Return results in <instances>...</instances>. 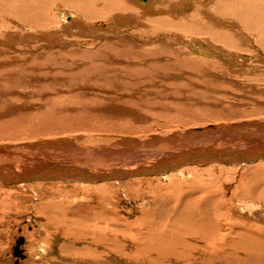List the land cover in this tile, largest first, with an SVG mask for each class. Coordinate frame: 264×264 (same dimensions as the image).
Segmentation results:
<instances>
[{
	"label": "rangeland",
	"instance_id": "1",
	"mask_svg": "<svg viewBox=\"0 0 264 264\" xmlns=\"http://www.w3.org/2000/svg\"><path fill=\"white\" fill-rule=\"evenodd\" d=\"M9 1L10 0H0V6L1 7L3 6L5 8L4 10L5 12L0 11L1 12L0 13V23H1L0 24V35H2L0 37L1 38L0 42H2V44L0 43V45H2L0 46V54H2L3 52V54L0 55V67L2 68L4 67L3 69L0 68V91H1L0 96L2 97L3 95V98L6 96L4 98L5 99L4 101L0 97V100H1L0 102V110H1L0 111V148H5L6 150L8 149L9 151L10 150L11 151L10 153L0 152V165H1L0 167H3V164L5 165L6 163L8 164L12 163L10 167L14 165L16 169H30V167L32 166L37 167L38 163H40V161L43 159L56 158L58 161H60L59 163L60 165H62L61 163L63 162L67 166H74L76 163H79L80 165L82 164L86 166L85 168L88 169L89 171H92L95 168L97 172H99L98 170L106 171L107 169L110 171H116V170L125 171L126 168H130L129 166H132L135 163L137 164L139 161L140 162L137 165L150 159L149 158L150 156H148V159H147L146 158L147 156L143 154L145 153L151 154V152L148 150L152 149L153 147L159 148L163 146L166 143V141L170 139L167 136L171 135V133L176 132L180 134L186 130H192V129L203 127V126L208 127L210 125L215 126L216 124H220L222 122L223 123H229L230 121H231L230 123H232L233 121L240 122L241 119H242L241 122L252 121V120H258L260 122L261 121L264 122V115H263L264 114V91H263L264 90V75H263L264 74V67H263L264 61H260L261 64L259 60H257L258 64L257 62L254 63L255 66L257 65V67L258 66L260 67L259 69H261L262 71L261 73H262L263 79H261L262 77L257 80L252 79V77L248 76L246 73L248 72V70L241 69L243 67L241 65L240 66L237 65L238 63L236 64L227 63V65L224 66V65H220L218 62H216V60L214 61L218 63L217 64L218 66L214 67L215 71L222 74L223 72H227L231 70L232 72L231 76L233 80L228 79L229 77H226V75L229 76L228 74L225 75V78L223 75L220 76V74L218 73L214 74L216 76H213L212 75L213 73H211L212 75L211 76L210 73L207 71L208 67H206L205 64L204 65L201 64V62H203L204 60L202 57L207 56V55H209V57L214 56V54H212L210 50L205 52L204 54H201V52L203 53L202 48L197 47L198 50H196L195 46H193L195 49L192 47V49L194 50L193 52L194 54H192L193 50H191V48H188L186 44L185 45L187 48L185 47V45H183L179 41H173V40H177V38H184V42L189 44L190 42L188 43L185 40L197 39V41L199 40L201 41V43L209 41L211 42V44L217 45V42L212 40L210 36H208V34L205 33L206 30L204 26H203L204 28L199 26L198 30H195L197 28V27L195 28V26L193 27L194 30L188 29L191 27V25L190 27L186 26L187 29L185 27L175 29L172 32L173 38L171 39L173 40L168 39L171 44L170 45L171 47L168 46L167 43H164V42H167L166 41L167 38L164 39V33H166V31L161 30L162 32L160 31L158 34L157 33L154 34L153 39H149L150 35L148 38L147 36L142 35L141 32L139 31V30H143V27L149 28V25L144 23L145 25L143 24V27L140 25L139 28H136L138 23H136L135 20L130 22L124 19L125 16H136L137 13L142 10V8L138 7L137 5L140 2H137L136 0H134L133 2V3H136V7H137L136 10H129L128 12L126 11L122 12L121 11L122 9H120L121 13H116V14L114 13L115 14L114 19H116V21H112L113 15L110 17L111 19L109 18L110 14H108V17L106 20L104 19L105 21H102L103 20L101 19L102 17L100 18V21H95V22L90 21V23L93 25L97 23V25L101 24L100 26H105L107 24L109 25V27L118 28L119 26H121L122 28L119 27V32L126 31L125 32L126 34L124 33L118 36L122 38L120 40H123V38L125 39V36L128 35L131 37L133 36L135 40L137 41V43L140 41L139 44H141V48L140 46H138L139 48L137 49V47L136 48L133 47V45L131 44L133 43V41L132 40L130 41V39L128 41H124L125 42L124 44L129 43L130 45H124V46L122 45L123 41H120V40H117L115 42L118 44L113 43V41L112 43L111 41L110 42L103 41L106 45L108 44V46H106L102 44L103 42L101 43L104 47H106L105 52H110L111 49H114L112 53H117L118 50H121V47H124V49L122 48L124 54H134L135 53L134 55H137L136 54L137 52L139 54L142 52L144 53L147 52L146 47L151 41L150 45L148 46V49H149L148 51H151L152 49H153L152 52L155 49L161 50V48L162 47L164 48L165 46L164 49L162 48V54H164V56H167L168 53L170 54V50L174 49L172 47H175V45L180 43L181 45H177L176 46L177 48L176 47L175 48L179 49L178 47L181 46L180 50L182 52L184 51L185 53L183 54V56H181L180 61L178 59L179 63L177 59L175 60L173 57H170V59L172 58L171 60H174V61H170L169 59V64H170L169 67H172V68L167 67L168 69L164 65V64H167L165 61L167 58H164V61H162V58H161L159 61V59H156V57H160V56L149 57L153 59L150 60L151 61L150 63L149 61H147V63L149 64H147L146 67L151 72V75L153 73V76H152L153 79H151V81H156L157 87L156 86L151 87L150 85L149 86L142 85L145 82H149V77H150L149 75L146 76L147 78L142 77L141 81H143L144 79L145 80L147 79L146 81L144 80L142 83H140L141 81L138 82L139 80H134L133 82L134 84H133L132 80L127 78L129 80L128 81L126 79L127 77L126 73L124 72L118 73L116 71L115 73H118V75L117 77L112 78L113 81H115L117 78L118 80L123 79V81L116 80L117 82L116 81L115 82H105L106 80H101L102 78H104V76L97 77L98 81L91 82L92 90L91 88L88 90H85L86 93L89 95L88 98H86L87 97L86 95H83L80 93V87L78 86V84L82 86L85 83V81L84 80L80 81L79 79L77 81L75 80L76 82H74L71 79V78H74L72 75H74V73L77 72L78 70L77 67L75 68L76 70H72L71 68H65V65H63L64 67H62L63 62H61L60 65H58L57 56H55V54L51 55V53L55 51H59V49L54 48L55 50L54 49L49 50L50 48H47L46 47L47 45L54 47L56 46V44L53 42H48V38H46L44 34L49 32V30L53 31V28H55L57 31L62 30L64 24L68 23L66 21L65 23L63 21L60 22V16L58 15L60 11L70 13L67 15V17H69L71 13L74 12L75 8L87 10L89 8L88 3L84 0H82L83 2L82 1L80 2V0H73V1L69 0L68 3L72 2V5H69L67 3H65L64 5L62 3L63 1L62 0L57 3L56 2L52 3L53 7L51 8V6L49 5V0L47 1L46 4H42L40 6H35L37 3H39V1L36 2L37 0L31 1V3H27V2H30V0L28 1L23 0L22 2H24V4L21 2H20L21 4L19 2H16L17 0L16 1L11 0V3L8 4ZM95 1L97 3L98 0H95ZM103 1L106 3L107 6H108V2L112 5L115 4V6L118 4V0H116L117 3L113 0H99L100 7L97 6V9L98 7L101 9L105 8L104 7L105 4L103 3ZM34 2L36 4H33ZM76 2H78V4ZM3 3L8 4L11 7L13 6L14 8H10V11H6L9 6H6ZM13 3L15 6L13 5ZM80 3L82 6L79 5ZM19 5H21L20 7L22 9H20L19 7V8H16V10H13L15 9V7H18ZM24 5L26 6L30 5L28 7L29 8L28 11ZM31 6H34V8L33 7L31 8ZM93 6L94 5H90L91 8ZM70 7H72V9H70ZM82 7H85V8H82ZM17 9L23 10L22 12L19 11L20 16H18L19 12ZM33 9H36L38 11L36 10L34 11ZM32 10L36 14H34ZM47 10L49 11V13L47 12ZM24 11L26 13L22 15ZM29 11H31V13H29ZM193 11L194 10L192 11L190 10L189 12L186 13V15H190L191 13H193ZM10 12L11 14L16 13L14 15H17L16 17H19V18H16L14 15H11ZM168 12H169L168 16L170 17H168L167 15H165V13H163L162 17L157 16V19H160V18L161 19L166 18V20L171 19L172 13L169 11V9H168ZM126 13L127 15H124ZM26 15H29V16L35 15L33 17L31 16L30 18L31 23L26 24L27 21L25 19L28 18V21H29V17H27ZM44 15L46 16L48 15V16L44 18ZM11 16H13V18ZM37 17L43 20L42 23L45 24L44 28L42 27L43 24L39 23L40 21H38ZM150 17L153 18L152 15ZM32 18L35 20H33ZM51 18H53L54 22L50 20ZM4 19L9 20V21H6ZM23 20H25L26 22H22ZM97 20H99V18ZM17 21L18 23L19 22L21 23L18 24ZM2 22H7V23L4 24ZM49 23H51L52 26ZM2 24L5 25V27H3ZM7 24H9V26ZM124 26H126L127 28H125ZM133 26L135 28L134 29L132 28V30H135L136 34H134L135 33L134 31L130 30L131 29L130 27H133ZM37 27L38 28L41 27V29L39 30ZM224 27H222V29L220 28V30H215V31L221 33V31L225 29ZM11 30L14 32H12ZM16 30L17 31L19 30V31L17 32ZM41 30H44V31H41ZM36 31L39 34H35L37 33ZM128 31L130 32L129 34H128ZM245 32L248 33L247 31ZM12 33L15 35L10 36L12 35ZM25 33H28L29 36ZM40 33H43V34L41 35ZM70 33L71 35L68 33L66 37H68L72 41L71 38L74 39L75 36L73 35H76V34H74L75 32H70ZM20 34L23 37L25 36L30 37V38L33 37V39H29L25 37L26 39L22 40L24 38L21 37ZM136 35H138L137 36L138 38L136 37ZM245 35L248 36L249 39L250 38L253 39V37H250L248 34H245ZM9 36L10 37L16 36L14 38H11L13 39V41L8 39L11 41V43L10 41L6 39V38H10ZM87 38L90 39L89 35L87 36ZM158 38H161V41L164 39V42H159L160 39ZM225 38L228 39L227 36H225ZM27 39H29V41H27ZM93 39L94 38H91V40ZM60 40H63V38H59L58 41ZM105 40H109V39H105ZM229 40L230 39H228L227 41V43L229 42L228 44H230ZM47 42L50 44H48ZM223 42H226V41L223 40ZM241 44L243 48L246 49L247 51L245 50L243 53H241V51H243V48H239V47H242L240 46ZM243 44L244 43H240L239 45H236L237 46L236 48L227 46V47H230V49L227 47H226L227 49L225 48L227 51H229L227 53L228 55L226 53H224V55H222L223 53H220L219 55H221L220 57H222L220 59H222V61L224 60L223 62H230L231 60L234 62H237V60L239 59L235 55H238L239 58L241 57L246 58V57H251V56L252 58H254L255 55L257 56V54L263 57V58L259 57L258 59H262V60L264 59V56L262 53L264 52L263 51L264 46L263 47L262 45L257 46L255 42H254L255 47L253 46V44L250 45V42L248 44L247 42H245V44H247V47L245 46V44L244 45ZM88 45L89 44H84L82 46L83 49H81L79 53L78 51H73V54L76 55L75 58L79 56L81 57L82 52H85L84 57L88 56L86 58H90L91 55L92 56L94 55L93 54L94 51L97 52L98 45L97 47H95V45H90V46L95 47L94 49L93 47L91 48ZM102 45H99V47H102ZM182 45L184 46V48ZM219 45L223 46V43L218 44V46ZM127 46H128V49H125V47L127 48ZM150 46H151V49L149 48ZM158 46H160V48ZM45 47L47 49H45ZM76 47L74 49H79V47L77 48ZM87 47L89 48V51ZM131 47L133 50L131 49ZM248 47H250V49L253 51L254 54L251 53ZM260 47H262L261 51H260L261 49ZM232 48L234 50H232ZM90 49H93L92 53H90L91 52ZM106 49H108L109 51H107ZM258 51L259 53L255 54V52H258ZM64 52H66V54H69V53L72 54L71 49L66 50ZM165 52H168V53L166 54ZM216 53L218 54L219 52H216ZM230 54H234L235 57L230 56ZM245 54L247 56H245ZM190 55L193 57H191ZM92 56H91V59H92L93 64L91 63V68L93 67L95 72L101 71V69L106 70L105 69L106 67L102 66L100 62H98V65H97V63L95 62L96 59ZM225 56H226V59H225ZM228 56L229 58H227ZM175 57H180V56H175ZM216 57L217 56H215V58ZM230 57H232L231 60H230ZM53 60L54 62H52ZM152 61L155 63H153ZM72 62L73 61H71V55H68V57H66L65 64H70ZM174 62L177 63V65H175ZM180 62H182L181 66H179ZM77 63L81 64L82 62L79 60L77 61ZM151 63L153 64V66ZM156 63H158L159 65H157ZM52 64L56 67H54ZM228 67H230L231 69H228ZM233 67H235L236 69L238 68V70H233L235 69ZM165 68L167 69V71L164 70ZM173 69L175 70L174 72H173ZM115 70L116 69L114 68V71ZM121 70H122V66H121ZM136 70H139V69L129 70V71L137 72ZM58 71H60V73ZM207 72L209 74H207ZM170 73L172 75H174L175 73L176 74L182 73L181 75L183 78L181 77V79L182 80L187 79V80H183L184 82L180 78L179 80H177L178 78L176 76H172ZM56 74L59 76L58 78L52 76V75L56 76ZM244 74L246 75V77L247 76L248 78L250 77L249 79H247L248 82L246 81V77L244 76ZM43 76H45V80L43 79ZM169 76L170 77L172 76V77L170 78ZM193 76L194 77L197 76L199 78H194ZM26 77L29 79H27ZM134 77L140 78V76L138 75H135ZM175 77L177 79H175ZM191 77H193V79L195 80L194 81L195 83L193 82V79ZM34 78H36L37 80ZM59 78H64L63 79L64 81L62 80L61 82H57V79ZM205 78H207V80ZM210 78H214L213 81ZM3 79H8V80L10 79V81L3 80ZM47 79L51 81H48ZM158 79H160L159 82L160 81L162 82L163 80V83L166 85L163 84L161 86L162 83L158 84ZM167 79H169L170 81ZM171 79H175L178 82L175 80H171ZM199 79L201 81H199ZM239 79H241V81ZM34 80L36 81L34 82ZM253 80H256V81L253 82ZM258 80L259 82H257ZM135 81L138 82V85L136 86L135 84L137 83ZM173 81L176 83H174ZM250 81H252L253 83ZM8 82L11 84H8ZM52 82L54 83L52 84ZM128 82L130 85L128 84ZM186 82H187V85H186ZM196 82L199 84H197ZM13 83L14 85L16 84L15 85L16 87L13 86ZM57 83H59V85ZM112 83H114L118 89ZM202 83L204 85H202ZM215 83H217V85H215ZM126 84L128 85V89H127L128 94L135 93V96H136V98L129 99L130 102H128L127 104L128 105L130 104V107L128 109H125V108H119V105H116L115 107H112L114 108L115 111H108L106 109H103L104 108L103 105L105 104L111 103V105L114 106L117 103L116 101H114V99L117 100L121 96V94L118 91H116L117 93L111 92L110 89L107 87H111L113 85L114 89L116 88L117 90H119L121 88L126 87ZM230 84L232 87L230 86ZM232 84H234L235 86ZM26 85L28 87H26ZM55 85L58 88L55 87ZM61 85H63L62 88H61ZM73 85H76V86H73ZM196 85H198V87ZM211 85L212 86L214 85L215 88L214 86L211 87ZM2 86L4 87L2 88ZM46 86L48 87V89ZM65 86L67 87L70 86V88H67ZM88 86L89 85H87L86 83L84 87H88ZM158 86H160L161 88ZM252 86H255V88L254 87L252 88ZM40 87L41 89H39ZM153 87H155L156 89ZM243 87L244 88L246 87L245 89L247 90H245ZM52 88H54L56 91ZM250 88L252 89V91ZM145 89L147 90V93H145L146 92ZM160 90L162 91L160 92ZM3 91L5 92L3 93ZM37 91L39 92L38 94H37ZM41 91L42 92L44 91V92L42 93ZM51 91L53 93H51ZM91 91L96 92V93H92ZM56 93L57 94L59 93L60 95H57ZM251 93L253 94V96ZM10 94H13L14 96ZM244 94H247V95H244ZM50 95L51 97H49ZM79 95H81V97H83L84 100ZM143 95H145L144 98H143ZM114 96L115 97L117 96V97L115 98ZM41 97L43 98L45 97V98L43 99ZM138 97L140 99H137ZM128 98H129L128 96L125 97V99H128ZM108 99L109 100L113 99L114 102H112V100L109 101ZM2 101L5 103H3ZM30 101H34V102H30ZM47 101L49 102L47 103ZM10 102L14 103L15 105L11 104ZM44 103H46L47 105ZM66 107L69 109L67 110ZM118 108H119V111H118ZM101 109H103V111L101 112L103 114L99 112L101 111ZM96 110H99V111H96ZM104 110L106 111L105 112L106 115L104 114ZM228 110H233V111L228 112ZM224 111L226 113H224ZM98 112L100 116L99 114L97 116ZM232 113L234 114V116ZM250 114L251 116H249ZM237 115L240 116L241 118H239ZM242 116H245V117H242ZM234 117L237 120H235ZM238 118L240 120H238ZM132 126H134L136 129L133 128ZM245 129L247 130L249 135H251L255 140L262 141L258 138V136L261 133H264V129L258 128L253 125H249ZM120 132H124V133H120ZM130 132L131 134L135 133L133 134L134 136L131 135ZM125 134L126 135L128 134L127 136H131V139L132 137L137 138L138 140L144 139L146 143L141 144V143L136 142L133 139L132 141L130 139L129 141L127 140L125 142H120L119 141L120 139L126 137L124 136ZM209 135H211V133ZM157 137L162 138L160 139L161 141H157L156 140ZM233 138L235 139L234 136ZM228 139L231 140V138H228ZM240 139H241V142L244 143V144L242 143L241 145L250 144V146L256 147V142L253 139L250 141V143H248V141H246L245 139L244 141L243 138H240ZM263 140H264V137H263ZM44 141H47V142L43 143ZM130 141L133 143H131ZM127 142L131 143V144L128 143V146L130 145L133 148L136 146L135 149L132 151L129 150V152H126V150L128 149L124 150L125 148L124 145ZM30 143H32L31 145H35V146L30 147L29 145H27ZM33 143H37V144H33ZM70 143H73V145ZM183 144L184 143H182V146ZM188 145L191 146L192 143ZM188 145L183 146V147H187ZM20 146L24 148H21ZM31 149L33 151H31ZM44 150L48 151V153L52 152L51 153L52 155H53V152L55 151L57 153L54 154L53 156L50 154L51 155L50 157V155L47 152H44ZM14 151H19V152H14ZM101 152L102 154H100ZM33 153L36 156L35 161H34V158L33 159L30 158L34 156ZM46 153L48 155H46ZM26 155L27 157L29 156L30 160H27L29 158H25ZM140 155L142 157H140ZM173 156L174 155L167 156L166 158L173 157ZM18 157L21 159H19ZM130 157L134 159L132 160ZM143 157L146 159L143 160L144 159ZM15 159L16 160L18 159L19 161L22 160V163L17 164L15 161H13ZM8 160H11V161H8ZM101 160H104V161H101ZM109 160L111 162H108ZM74 161H77V162H74ZM49 162H52V160H50ZM28 163L29 165H27ZM263 165L262 163H259L254 166L252 165L253 167L245 166L242 168L238 166H234V167H230V166L222 167L221 166L220 169L217 167H214L212 168V170L214 171L216 170L214 176L212 174V170L209 167L208 168L199 167L197 169L192 168L191 170H189V171H193L195 174V177L191 179L199 177L197 179H200V180L202 179L207 182L209 181L211 182L214 180V185L212 184V188L213 186L214 188L213 189L211 188V191L213 192L216 187V190H215L216 193L213 192V196H212L215 199L211 197V199L213 200L208 205L209 209L212 211L214 209H217L220 212L230 214L229 216L228 215L226 216L231 219L232 224L234 222V224L232 225L234 226L233 232H235L234 230L236 228H244L242 229V233L245 234V237L242 236L241 239L238 241V243L244 242V246L241 247V249L239 248V246H236V248L240 249V252L238 253V255L230 253L233 251V248H230L232 251L228 249L227 252L228 254L230 253L229 257L223 255V253L221 252L214 253L212 252L210 248L207 249L205 247V243L200 242L198 239L200 238V235L203 236L202 230L191 231L189 229V228H192L191 223H189L188 226L184 227L185 230L186 229L189 230L190 234H186L183 232L182 235H179V230H182V229L184 230V228L176 224L173 221L175 215L179 213V209L177 207L172 208V204L174 205L178 201V199H180V197L178 196L177 198L175 197L170 198V196L163 194V193H166L165 190L162 191V189L164 188H159V187L152 185L153 181H155L154 182L155 184L158 182V180H161V179L155 180V179H150V178L144 179V178L136 177V178H132V180H129L130 178L126 179V181L124 180L123 182L122 181L120 182L111 181V182H106L104 184H102L101 182L102 185L96 184V185H91V186L90 185L83 186L79 183L74 184L73 181H67L66 183L68 184H63V183L37 184L36 183V184H27L25 186H17V187L13 184H9L6 182H4L6 184L0 183V264H264V241H263L264 240V194H263L264 192L262 191L264 189V168H263L264 166ZM98 166L101 168L98 169ZM133 167H136V166H132L131 168ZM5 168H7V166ZM6 170L7 172H9V170L12 171V169H5V171ZM197 170L198 172H196ZM207 171L210 174L206 173ZM102 174L104 173L102 172ZM220 174H222L223 176ZM212 177L213 178L215 177V179H213ZM219 177H221L222 179L221 178L217 179ZM186 179H190V177ZM161 181L166 183L168 180L167 181L161 180ZM82 183H86V182H82ZM197 186H200V184H197V185L191 184V186H189L190 188L186 187L184 189V194H182L181 197L183 196L186 197L187 195L189 196L190 193H192L190 191H193L194 189L197 190ZM198 193H196V195L198 196L194 195L195 198H199L200 194L203 192L199 194ZM221 199L223 203L218 204V201H220ZM105 200L109 203V204L106 203L109 205L108 211L110 213L112 211V213L109 214V212L106 211V214L105 213L104 214L109 215L108 218H102L101 216H99L100 217L99 218L97 212L98 210L102 213L104 212L102 211V209L104 208V205H100V204L105 202ZM257 200H260V202ZM158 204L160 205L164 204L169 209L164 215V219H159L160 218L159 215L156 216L154 213H152V211H150V210H153L155 206ZM192 208L194 209L195 206L192 205L190 209L185 210L184 212H187V213H185L184 215L186 216L196 215L194 213L188 212V210H191ZM209 213L211 212L209 211ZM153 214L155 217H153ZM142 218H144V220H142ZM229 218H223V217L220 218L222 220L221 225L223 226L224 229H225L224 227L225 224H228L229 226L231 224L229 223V220H228ZM95 224L103 225V227L107 228V231H103L104 232L103 233L104 236L102 239L103 243L100 245H96L95 242L99 239L94 240V236L101 237V234H99L98 232L96 233L89 232L90 230L97 228L95 227ZM80 225H85V227L87 226L89 227V229L86 228L82 232L86 234L87 236L84 234H81V231H82L81 229L78 231L79 235L77 234L72 235L74 234L73 232H75L76 230H71L70 232L72 233H68V230L70 228H74L75 226H80ZM155 225H158V226L154 228L153 226ZM256 229H258V231H256ZM227 230L230 231L229 228H227ZM228 231H223V232L227 234ZM131 233H133V235ZM147 233H149V235H147L146 238H142L143 236L145 237V234ZM150 234H157L162 237H169L170 239L180 240V243L176 246V248L174 246H166L161 243H152L151 241H149ZM89 235H91V237ZM209 235H210V238H208L209 241H212L210 239H213L215 236H217L213 230L209 232L208 236ZM212 236L213 238H211ZM20 238H24L25 240L24 244L19 247L20 250L23 251L22 258H20L19 256L18 257L15 256V249L17 247V242ZM233 239H236V238L234 237ZM229 244L231 243L229 242ZM152 247H155L153 248L154 250L152 249ZM230 247H234V245ZM222 252H224V250ZM231 255L239 256V258L235 259L234 256H231Z\"/></svg>",
	"mask_w": 264,
	"mask_h": 264
},
{
	"label": "bare ground",
	"instance_id": "2",
	"mask_svg": "<svg viewBox=\"0 0 264 264\" xmlns=\"http://www.w3.org/2000/svg\"><path fill=\"white\" fill-rule=\"evenodd\" d=\"M16 1V0H15ZM23 0H21V1H19V0H17L16 2H21V3H23L24 4V2H22ZM28 1V0H27ZM31 1H35V0H30V2H27V3H31ZM39 1V3H33V4H36L35 6H40V5H42V4H46L47 3V1L48 0H37L36 2H38ZM59 1H62V0H49V5L51 6V8L53 7L52 6V3H57V2H59ZM73 1V0H72ZM82 0H80V2H81ZM84 1H86L87 3H88V5H89V8L87 9V10H82V9H78V8H75L74 9V12L73 13H71V15L69 16V17H67V15L68 14H70V13H67V12H61L60 11V13L58 14L59 16H60V22L61 21H63L64 23H65V21L66 22H68L67 24H64V26H63V29L62 30H59V31H57L55 28H53V31H51V30H49V32H47V33H45L44 34V36L46 37V38H48V42H53V43H55L56 44V46H54V47H52V46H46L47 48H50L49 50H52V49H54V48H58L59 49V51H55V52H50L51 53V55L53 54H55V56H57V60H58V65H60V63L61 62H63L62 63V67H64L63 65H65V68H71L72 70H76L75 68L77 67V72L76 73H74V75H72L74 78H71L74 82H76L77 80H79L80 79V81L81 80H84L85 81V83L81 86V85H79L78 84V86L80 87V93L81 94H83V95H86L87 97L86 98H88V94L86 93V91L85 90H88V89H90L91 88V90H92V84H91V82H96V81H98V78L97 77H101V76H104V78H102L101 80H106L105 82H115L116 80L117 81H119V80H121V79H119L118 80V78L115 80V81H113V79L112 78H115V77H117V75H118V73L119 72H124V73H126V75H127V77H126V79L127 78H129L130 80H132V83L134 82V80H139L138 82H140L141 80H142V77H144V78H147L146 76L147 75H149L150 77H149V82H145L144 84H142V85H150L151 87L152 86H156L157 87V82L156 81H151V79H153L152 78V76H153V73H152V75H151V72L148 70V68L146 67V65L147 64H149L151 61L150 60H152L153 58H149V57H153V56H160V57H156V59H159V61H160V59L162 58V61H164V58H167L165 61H166V63L167 64H164V62H163V64L166 66V68L168 67V68H172V67H169V59H170V57H173L175 60L177 59V61H178V59H179V61H180V58H181V56H183V54L185 53L184 51L182 52L180 49V47H178L179 49H176L177 47V45H181L180 43H182L183 45H187L188 46V48H191V50H193L192 49V47L193 46H195V48H196V50H198L197 49V47L198 48H202V50H203V53L201 52V54H204L205 52H207V51H211V53L212 54H214V56L213 57H209V55H207V56H204V57H202L204 60H203V62H201V64H205V66L206 67H208V72L210 73V75H211V73H213L212 75L213 76H216V75H214V74H216V73H218V72H216L215 71V66H218L217 64L219 63L220 65H224V66H226L227 65V63H232V64H236V63H238L237 65H241L243 68H241V69H247L248 70V72H246L247 73V75L248 76H251L252 77V79H260L261 77H262V71H261V69H259L260 67L258 66L257 67V65L255 66V64L254 63H256L257 62V64H258V61L257 60H259V62L260 61H264V59L262 60V59H258L259 57H261V58H263L261 55H259V54H257V56L255 55V57L254 58H252V56L251 57H246V58H244V57H241V58H239V56L238 55H235L239 60H237V62H234V61H232L231 60V58L232 57H235L234 56V54H230V56H232V57H230V62H223L222 61V59H220V58H222V57H220L221 55H219L220 53H223L222 55H224V53H228L229 51H227L226 49L227 48H229L230 49V47H227V46H231V47H237L236 45H239L240 43H244L245 44V42H247V44L250 42V45L251 44H253V46H254V42H255V44L257 45V46H261L262 45V47L264 46V0H142V2H141V0H136L137 2H140V3H138L137 5H138V7H140V8H142V10L141 11H139L138 13H137V15L136 16H123L124 17V19L125 20H128V21H130V22H132L133 20H135L136 21V23H138V25L136 26V28H139L140 27V25L143 27V24L144 23H146L147 25H149V28H147V27H143V30H139L140 32H141V34L142 35H144V36H147L148 38H149V35H150V38L149 39H153V37H154V34L155 33H159L161 30H163V31H166V33H164V39H166V41L167 42H164V39L161 41V38H158V39H160V41L159 42H164V43H167V45L168 46H170L171 44H170V42H169V40H173V39H171V38H173V35H172V32L175 30V29H179V28H183V27H185L186 28V26L187 27H190V25H191V27L190 28H188V29H192V30H194L193 29V27L195 26V30H198L199 29V26L200 27H202V28H204L205 27V33L206 34H208V36H210V38L212 39V40H214V41H216L217 42V45L216 44H211V42H204V43H201V41H197V39H193V40H185L186 42H190L189 44H187V43H185L184 42V38H177V40H173V41H179L180 43H178L177 45H175V47H172V48H174V49H171L170 50V54L168 53V52H165L166 54L168 53V55L167 56H164V54H162V48H161V50H159V49H155L153 52H152V50L151 51H148L149 49H148V46L150 45V43H151V41L149 42V44H148V46L146 47L145 45V47L147 48V52H142V53H136L137 55H134V54H124L123 53V50H122V48L124 49V47H121V50H118V52L117 53H112V51L114 50V49H111V51L110 52H105V48L106 47H104L103 45H106L104 42L105 41H108V42H110L111 41V43H112V41H113V43H115L117 40H120V39H122L121 37H118V36H120V35H122V34H124L126 31L125 30H127V29H125L124 31L125 32H119V27H121V26H119L118 28L117 27H109V25L107 24V25H105V26H100V25H97V23L96 24H91L90 23V21H93V22H95V21H100V18L101 19H103L102 21H105L106 19H107V17H108V14H110V16H109V18L113 15V20L112 21H116V19H114V15L116 14V13H121L120 12V9H122L121 11L123 12V11H126V12H128L129 10H136L137 9V7H136V3H133L134 2V0H118V4L115 6V4H110L108 1V6L106 5V3L103 1V3L105 4L104 5V9H101V8H99L100 7V4H99V0L97 1V3H96V1L95 0H84ZM113 1H115L116 3H117V1L116 0H113ZM189 1V2H188ZM12 2H14V1H12ZM69 2V0H63L62 1V3L65 5V3H67V4H69V5H72V2H70V3H68ZM83 2V1H82ZM11 3V0L9 1V3L8 4H10ZM20 3V4H21ZM77 4H78V2H76ZM101 3V2H100ZM111 3H113V2H111ZM3 4H5V3H3ZM8 4H5L6 6H9ZM18 4V3H17ZM32 4V5H33ZM39 4V5H38ZM112 5V6H110V5ZM140 4V5H139ZM13 5H14V3H13ZM60 5V4H59ZM68 5V6H69ZM79 5H81V3L79 4ZM90 5H94L92 8L90 7ZM102 5V4H101ZM5 6V7H6ZM15 6V5H14ZM21 5H19L18 7H15V9H13V10H16V8H19ZM26 8H27V11H28V7L30 6H26V5H24ZM44 6V5H43ZM46 6V5H45ZM82 6V5H81ZM97 6H99L98 7V9H97ZM115 6V7H114ZM34 8V6H31V8ZM101 7H103V6H101ZM0 8L2 9H0V11H3V12H5L4 10H5V8L2 6H0ZM10 8H14L13 6L11 7V6H9L8 7V9L6 10V11H10ZM42 8V7H41ZM82 8H85V7H82ZM109 8V9H108ZM164 8H166V9H164ZM20 9H22L21 7H20ZM20 9H17L18 10V12L20 11V12H22L23 10H20ZM60 9V8H59ZM70 9H72V7H70ZM168 9H169V11L172 13V18L171 19H167L166 20V18L165 19H157V16H160V17H162V14L163 13H165V15H167L168 16V14H169V12H168ZM31 10V9H30ZM34 11L36 10V9H33ZM32 10V11H33ZM50 10V9H49ZM53 10V9H52ZM192 11V10H194L193 11V13H191L190 15H186V13L187 12H189V11ZM26 11V10H25ZM24 11V13L22 14V15H24L26 12ZM34 11H33V13H34ZM36 11H38V10H36ZM70 11V10H69ZM107 11V12H106ZM3 12H2V14H3ZM20 12L18 13V16H20ZM40 12V11H39ZM47 12L49 13V11L47 10ZM131 12V11H130ZM1 13V12H0ZM6 13H8V12H6ZM6 13H4V14H6ZM29 13H31V11H29ZM32 13V14H33ZM115 13V14H114ZM132 13V12H131ZM10 14H11V12H10ZM14 14H16V13H13V14H11V15H14ZM34 14H36V13H34ZM134 14H136V13H134ZM53 15V14H52ZM51 15V16H52ZM124 15H127V13L126 14H124ZM153 16V18H151L150 16ZM8 16H10V15H8ZM7 16V17H8ZM15 17L17 16V15H14ZM27 17H29V21H28V18L27 19H25V20H23L22 22H26V24L27 23H31V16H29V15H26ZM33 16H35V15H33ZM32 16V17H33ZM48 16V15H47ZM46 15H44V18L45 17H47ZM79 16H80V18H79ZM117 16V15H116ZM122 16V15H121ZM121 16H120V18H121ZM154 16H156V17H154ZM12 18H13V16H11ZM10 17V18H11ZM25 17V16H24ZM41 17V16H40ZM103 17H105V18H103ZM122 17V18H123ZM168 17H170V16H168ZM167 17V18H168ZM1 18H3V17H1ZM11 18V19H12ZM16 18H19V17H16ZM38 18V17H37ZM43 18V17H42ZM99 18V20H97ZM120 18H118V19H120ZM159 18V17H158ZM33 19V18H32ZM105 19V20H104ZM111 19V18H110ZM4 20H6V19H4ZM3 20V21H4ZM13 20H15V19H13ZM18 20H20V19H18ZM33 20H35V19H33ZM47 20V19H46ZM45 20V21H46ZM52 22H54L53 21V18H51L50 19ZM84 20H88L87 22L86 21H84ZM2 21V20H1ZM6 21H9V20H6ZM38 21H40L39 23H42L43 22V20H41V19H39L38 18ZM111 21V22H112ZM120 21H122V20H120ZM48 22V21H47ZM50 22V21H49ZM51 22V23H52ZM57 22V21H56ZM119 22V21H118ZM2 23H4V24H6L7 22H2ZM17 23H18V21H17ZM21 22H19L18 24H20ZM51 23H49V24H51ZM115 23H117V22H115ZM1 24V23H0ZM10 24V23H9ZM9 24H7L8 26H9ZM14 24V23H13ZM43 24V23H42ZM41 24V25H42ZM53 24H55V23H53ZM91 24V25H90ZM110 24V23H109ZM3 25V24H2ZM25 25V24H24ZM44 25L45 24H43L42 25V27L44 28ZM120 25H122V24H120ZM125 25V24H124ZM145 25V24H144ZM22 26V25H21ZM28 26H30V25H28ZM32 26V25H31ZM51 26H52V24H51ZM113 26V25H112ZM115 26V25H114ZM204 26V27H203ZM225 26V27H224ZM3 27H5V25H3ZM125 28H127L126 26H124ZM222 27H224L225 29L224 30H222L221 31V33L220 32H216L215 30H220V28L222 29ZM10 28H12V27H10ZM28 28V27H27ZM38 28V27H37ZM51 28V27H50ZM122 28V27H121ZM131 29V31H134L135 32V30H132V28L134 29L135 27L133 26V27H130ZM19 29V28H18ZM22 29V28H21ZM39 30L41 29V27L40 28H38ZM187 29V28H186ZM15 30V29H14ZM26 30V29H25ZM25 30H23V31H25ZM47 30H48V28H47ZM202 30H204V29H202ZM212 30H214V31H212ZM4 31V30H3ZM12 31V30H11ZM17 31V30H16ZM19 31V30H18ZM17 31V32H18ZM41 31H44V30H41ZM137 31V30H136ZM245 31H247L248 33H246ZM12 32H14V31H12ZM37 32V31H36ZM46 32V31H45ZM70 32H75L74 34H76V35H73V36H75L74 37V39L73 38H71L72 39V41L68 38V37H66L67 36V34L69 33L70 35H71V33ZM162 32V31H161ZM8 33V32H7ZM130 32L128 31V34H129ZM132 33V32H131ZM11 34V33H10ZM25 34H27L28 35V33H25ZM24 34V35H25ZM31 34V33H30ZM35 34H39L38 32L37 33H35ZM41 35L43 34V33H40ZM87 34V35H86ZM126 34V33H125ZM134 34H136V32L134 33ZM137 34H139V33H137ZM245 34H248L250 37H253V39H249V37L248 36H246ZM13 35H15V34H13L12 33V35H10V36H13ZM33 35V34H32ZM89 35V37H90V39L89 38H87V36ZM170 35V36H169ZM2 35H0V37H1ZM9 36V37H10ZM17 36V35H16ZM16 36H14V37H16ZM20 36H21V34H20ZM29 36V35H28ZM36 36V35H35ZM138 35H136V37H137ZM140 36V35H139ZM156 36V35H155ZM225 36H227L228 37V39H230L229 41H230V44H228L227 43V41H228V39L227 38H225ZM14 37H10V38H6L7 40L8 39H10L11 41H13V39H11V38H14ZM19 37V36H18ZM17 37V38H18ZM21 37H23V36H21ZM25 37H27V36H25ZM25 37H23L24 39H22V40H25L26 38ZM107 37V38H106ZM3 38V37H2ZM5 38V37H4ZM27 38H29V39H33V37L32 38H30V37H27ZM59 38H63V40H60V41H58L59 40ZM91 38H94L93 40H91ZM109 39V40H105V39ZM138 38V37H137ZM140 38V37H139ZM225 38V39H224ZM1 39V38H0ZM5 39V40H6ZM19 39V38H18ZM21 39V38H20ZM29 39H27V41H29ZM88 39H89V41H88ZM130 39V41L132 40L133 41V43H131L132 45H133V47L134 48H136L137 47V49L139 48L138 46H140V48H141V44H139V42L137 43V41L135 40V38L132 36H125V39L123 38V40H120V41H123V46L124 45H130L128 42V44H124L125 42L124 41H128ZM149 39H148V41H149ZM169 39V40H168ZM224 41H226V42H223V40ZM10 40H8V41H10ZM45 40V39H44ZM47 40V39H46ZM92 42H91V41ZM231 40H232V42H231ZM11 41H10V43H11ZM17 41V40H16ZM32 41V40H31ZM35 41V40H34ZM104 41V42H103ZM129 41V42H130ZM147 41V40H146ZM240 41V42H239ZM242 41V42H241ZM47 42V43H48ZM103 42V43H102ZM135 42V43H134ZM172 42V41H171ZM1 44H2V42H0ZM13 43V42H12ZM26 43V42H25ZM81 43H83V44H81ZM103 45H102V44ZM163 43V44H164ZM175 43V42H174ZM173 43V44H174ZM223 43V46L222 45H219L218 46V44H222ZM27 44V43H26ZM48 44H50V43H48ZM54 44V45H55ZM84 44H89L88 46H90V45H95V47H97V45H98V49H97V52L96 51H94V55L92 56V57H94L96 60H95V62L97 63V65H98V62H100V64L102 65V66H104V67H106L105 69L106 70H104V69H101V71H96L95 72V70L93 69V67L91 68V63H92V59H91V56H90V58H86V57H88V56H85L84 57V53L85 52H82V56L80 57H76L75 58V54H73V51H78V53H79V51H81V49H83V45ZM115 44H118V43H115ZM153 44V43H152ZM243 44V45H244ZM247 44H245V46L247 47ZM23 45V44H22ZM31 45V44H30ZM99 45H102V47H99ZM131 45V46H132ZM143 45V44H142ZM159 45V44H158ZM161 45V44H160ZM182 45V46H183ZM186 45H185V47H186ZM224 45H226V46H224ZM0 46H2V45H0ZM79 47V49H74L75 47ZM106 46H108V44L106 45ZM112 46H114V45H112ZM121 46V45H120ZM240 46H242V44L240 45ZM45 47V49H47ZM76 47V48H77ZM86 47V46H85ZM91 48L93 47V46H90ZM95 47H93V49L95 48ZM143 47V46H142ZM155 47V46H154ZM157 47V46H156ZM159 48H160V46H158ZM171 47V46H170ZM227 47V48H226ZM239 47V46H238ZM255 47V46H254ZM262 47H260L261 49H260V51L262 50ZM88 48V47H87ZM104 48V49H103ZM118 48H119V46H118ZM144 48V47H143ZM145 48V49H146ZM150 49H151V46L149 47ZM164 48H165V46H164ZM163 48V49H164ZM183 48H184V46H183ZM187 48V47H186ZM194 48V47H193ZM194 48V49H195ZM226 48V49H225ZM239 48H243V46L242 47H239ZM249 49H250V47H248ZM258 48V47H257ZM43 49V48H42ZM69 49H71V51H72V54L71 53H69V54H66V52H64V51H66V50H69ZM86 49V48H85ZM93 49H90L91 50V52L90 53H92V50ZM125 49H128V46H127V48L125 47ZM131 49H132V47H131ZM136 49V50H137ZM238 49V48H237ZM248 49V50H249ZM264 49V48H263ZM48 50V51H49ZM55 50V49H54ZM53 50V51H54ZM96 50V49H95ZM107 51H109L108 49H106ZM130 50V49H129ZM133 50V49H132ZM166 50V49H165ZM190 50V49H189ZM188 50V51H189ZM232 50H234L233 48H232ZM246 49H244L243 48V51H241V53H243L244 51H245ZM255 50V49H254ZM257 50V49H256ZM259 50V49H258ZM84 51V50H83ZM87 51V50H86ZM88 51H89V48H88ZM98 51H99V53H98ZM144 51V50H143ZM167 51H169V50H167ZM200 51V50H199ZM239 51V52H240ZM247 51V50H246ZM250 51H251V53H253V51L250 49ZM264 51V50H263ZM12 52V51H11ZM64 52V53H63ZM129 52V51H128ZM127 52V53H128ZM135 52V51H134ZM194 52V50L192 51V54H194L193 53ZM197 52V51H196ZM216 52H219L218 54L216 53ZM36 53V52H35ZM57 53V54H56ZM101 53V54H100ZM126 53V52H125ZM188 53V52H187ZM250 53V54H251ZM256 53H259V51L258 52H255V54ZM263 53V56H264V52H262ZM261 53V54H262ZM2 54H3V52H2ZM2 54H0V55H2ZM32 54V53H31ZM237 54V53H236ZM246 54H248V53H246ZM245 54V56H247ZM249 54V55H250ZM254 54V53H253ZM68 55H71V61H73L72 63H70V64H65V62H66V57H68ZM81 55V54H80ZM186 55V54H185ZM228 55V54H227ZM226 55V56H227ZM243 55V54H242ZM252 55V54H251ZM15 56V55H14ZM47 56V55H46ZM175 56H180V57H175ZM189 56V55H188ZM191 56V55H190ZM196 56V55H195ZM215 56H217L216 58H215ZM226 56H225V59H226ZM241 56V55H240ZM25 57H27V56H25ZM86 59H84V58ZM191 57H193V56H191ZM197 57V56H196ZM199 57H201V56H199ZM198 57V58H199ZM205 57H207V58H205ZM64 58V59H63ZM186 58V57H185ZM185 58H184V60H185ZM201 58V59H202ZM209 58V59H208ZM227 58H229V56L227 57ZM6 59V58H5ZM10 59V58H9ZM19 59V58H18ZM17 59V60H18ZM39 59V58H38ZM67 59H69V58H67ZM89 59H90V61H89ZM172 59V58H171ZM170 59V61H174V60H171ZM183 59V58H182ZM189 59H190V57H189ZM12 60V59H11ZM26 60V59H25ZM56 60V61H57ZM64 60V61H63ZM81 61L82 63L80 64V63H77V61ZM188 60V59H187ZM214 60H216V62H218V63H216ZM234 60V59H233ZM7 61H9V60H7ZM14 61H15V59H14ZM51 61V60H50ZM147 61H149V63H147ZM161 61V62H162ZM179 61H178V63H179ZM189 61V60H188ZM199 61H201V60H199ZM6 62V61H5ZM42 62V61H41ZM40 62V63H41ZM52 62H54V60L52 61ZM153 62V61H152ZM191 62V61H190ZM195 62V61H194ZM198 62V61H197ZM234 62V63H233ZM9 63V62H8ZM25 63V62H24ZM95 63V64H96ZM153 63H155V62H153ZM181 63L182 62H180V65L179 66H181ZM199 63V62H198ZM4 64V63H3ZM3 64H2V66H3ZM85 64V65H84ZM90 64V65H89ZM93 64V63H92ZM152 64V63H151ZM157 65H159L158 63H156ZM156 64H154V65H156ZM161 64V63H160ZM174 64L175 65H177V63H175L174 62ZM188 64H190V63H188ZM252 64H254V65H252ZM260 64H261V62H260ZM39 65H41V64H39ZM46 65V64H45ZM53 65V64H52ZM100 65V66H101ZM163 65V66H164ZM192 65V64H191ZM236 65V66H237ZM264 65V64H263ZM54 66V65H53ZM93 66H95V65H93ZM113 66H114V68L116 69L115 71H114V68H113ZM121 66H122V70H121ZM152 66H153V64H152ZM183 66V65H182ZM185 66H186V64H185ZM193 66H194V64H193ZM204 66V67H205ZM238 66V67H239ZM261 66V65H260ZM54 67H56V66H54ZM155 67V66H154ZM162 67V66H161ZM177 67V66H176ZM198 67V66H197ZM203 67V66H202ZM219 67H221V66H219ZM264 67V66H263ZM1 69H3L2 67H0ZM61 68V67H60ZM164 69V70H166L167 71V69ZM178 68V67H177ZM184 68V67H183ZM188 68V67H187ZM225 68V67H224ZM223 68V69H224ZM231 68H232V66H231ZM230 67H228V69H231ZM233 68H235V67H233ZM10 69V68H9ZM56 69V68H55ZM62 69H64V68H62ZM71 69H69V70H71ZM98 69H100V68H98ZM135 69H139V70H136L137 72H130L129 70H135ZM146 69V70H145ZM179 69H180V67H179ZM186 69V68H185ZM207 69V68H206ZM153 70V69H152ZM156 70H157V68H156ZM159 70V69H158ZM170 70V69H169ZM172 70V69H171ZM183 70V69H182ZM193 70V69H192ZM198 70V69H197ZM203 70V69H202ZM219 70H220V68H219ZM218 70V71H219ZM233 70H238V68L236 69H233ZM232 70V71H233ZM27 71H29V70H27ZM56 71V70H55ZM118 72V73H115V72ZM175 70L173 69V72H174ZM178 71V70H177ZM176 71V72H177ZM184 71V70H183ZM182 71V72H183ZM24 72H26V71H24ZM59 73H60V71H58ZM63 72V71H62ZM144 72V73H143ZM171 72V71H170ZM172 72V73H173ZM193 72V71H192ZM207 72V74H209ZM234 72V71H233ZM239 72V71H238ZM11 73V72H10ZM13 73V72H12ZM64 73V72H63ZM156 73V72H155ZM161 73V72H160ZM164 73V72H163ZM179 73V72H178ZM186 73V72H185ZM195 73V72H194ZM194 73H193V75H194ZM198 73V72H197ZM49 74V73H48ZM143 74V75H142ZM167 74V73H166ZM171 74V73H170ZM182 74V73H181ZM181 74H174V75H172V76H176L175 77V79H177V80H179V78L181 79V77H182V75ZM184 74V73H183ZM196 74V73H195ZM203 74V73H202ZM218 74H220V73H218ZM226 74H228L229 76H227ZM67 75H69V74H67ZM121 75V74H120ZM135 75H138V76H140V78H137V77H134ZM142 75V76H141ZM156 75V74H155ZM205 75V74H204ZM211 75V76H212ZM221 75H223L224 76V78H225V75H226V77H229L228 79H232V72H231V70H229V71H227V72H223L222 74H220V76ZM264 75V74H263ZM31 76V75H30ZM47 76V75H46ZM52 76H54V77H59L57 74H56V76L55 75H52ZM112 76H114V77H112ZM122 76V75H121ZM121 76H119V77H121ZM167 76V75H166ZM171 76V77H172ZM218 76V75H217ZM222 76V77H223ZM235 76V75H234ZM233 76V77H234ZM244 76L246 77V75L244 74ZM248 76L246 77V81H247V79H249L248 78ZM2 77V76H1ZM5 77V76H4ZM20 77V76H19ZM38 77V76H37ZM168 77V76H167ZM170 77V76H169ZM170 77V78H171ZM194 77V76H193ZM193 77H191L192 79H193ZM200 77H201V75H200ZM205 77V76H204ZM219 77V76H218ZM221 77V78H222ZM239 77V76H238ZM10 78V77H9ZM27 78V77H26ZM166 78V77H165ZM174 78V77H173ZM183 78V77H182ZM194 78H199V77H194ZM220 78V77H219ZM241 78V77H240ZM12 79V78H11ZM22 79V78H21ZM27 79H29V78H27ZM34 79H36V78H34ZM43 79L45 80V76H43ZM48 79H50V78H48ZM47 79V80H48ZM64 78H59V79H57V82H61L62 80H63ZM67 79V78H66ZM175 79H171V80H175ZM206 80H207V78H205ZM212 81H213V79L214 78H210ZM216 79V78H215ZM227 79V80H228ZM235 79V78H234ZM236 79H238V78H236ZM243 79V78H242ZM261 79H263V77L261 78ZM3 80H8V79H3ZM33 80V79H32ZM37 80V79H36ZM36 80H34V82L36 81ZM56 80V79H55ZM55 80H53V81H55ZM76 80V81H75ZM128 80V79H127ZM145 80V79H144ZM143 80V81H144ZM147 80V79H146ZM145 80V81H146ZM156 80V79H155ZM159 80L160 79H158V84H160V83H162L161 84V86L164 84L163 83V80H162V82L160 81L159 82ZM167 80H169V79H167ZM177 80H175V81H177ZM182 80V79H181ZM183 80H187V79H183ZM182 80V81H183ZM233 80V79H232ZM240 81H241V79H239ZM251 80V79H250ZM256 80H253V82L254 81H256ZM8 81H10V79L8 80ZM16 81V80H15ZM19 81H20V79H19ZM48 81H51V80H48ZM64 81V80H63ZM69 81H71V80H69ZM68 81V82H69ZM116 81V82H117ZM121 81H123V79L121 80ZM129 81V80H128ZM143 81H141L140 83H142ZM170 81V80H169ZM195 80L193 79V82H194ZM199 81H201L200 79H199ZM224 81H225V79H224ZM223 81V82H224ZM236 81V80H235ZM245 81V80H244ZM6 82V81H5ZM14 82V81H13ZM21 82H23V81H21ZM40 82V81H39ZM79 82V81H78ZM125 82V81H124ZM136 82V81H135ZM138 82H136L137 84H135V86L136 85H138ZM156 82V83H155ZM168 82V81H167ZM174 82V81H173ZM178 82V81H177ZM180 82V81H179ZM184 82V81H183ZM216 82H217V80H216ZM231 82V81H230ZM248 82V81H247ZM250 82H252V81H250ZM252 82V83H253ZM257 82H259V80L257 81ZM261 82V81H260ZM54 82H52V84H53ZM62 83H64V82H62ZM87 83V85H89L88 87H84L85 86V84ZM99 83V82H98ZM123 83V82H122ZM152 83H154V84H152ZM166 83V82H165ZM169 83V82H168ZM174 83H176V82H174ZM173 83V84H174ZM195 83V82H194ZM193 83V84H194ZM197 83V82H196ZM203 83H204V81H203ZM202 83V85H204ZM210 83V82H209ZM213 83V82H212ZM225 83V82H224ZM237 83V82H236ZM240 83H242V82H240ZM239 83V84H240ZM245 83V82H244ZM8 84H11V83H9L8 82ZM21 84V83H20ZM58 85H59V83H57ZM64 84H66V83H64ZM72 84H73V82H72ZM75 84H77V83H75ZM106 84V83H105ZM111 84V83H110ZM112 84H114V83H112ZM128 84H129V82H128ZM134 84V83H133ZM181 84V83H180ZM197 84H199V83H197ZM211 84V83H210ZM3 85V84H2ZM16 85V84H15ZM14 85V83H13V86H15ZM69 85H71V84H69ZM95 85V84H94ZM109 85V84H108ZM130 85V84H129ZM164 85H166V84H164ZM169 85V84H168ZM167 85V86H168ZM186 85H187V82H186ZM215 85H217V83H215ZM228 85V84H227ZM232 85H234V84H232ZM8 86V85H7ZM12 86V87H13ZM17 86H19V85H17ZM48 86V85H47ZM46 86V87H47ZM62 86L63 85H61V88H62ZM73 86H76V85H73ZM110 86V85H109ZM114 86L116 87V85L114 84ZM114 86L112 85L111 87H107V88H109L110 89V91L111 92H116V91H118L120 94H121V96L117 99V100H115L114 99V101H116L117 103L114 105V106H112L111 105V103L110 104H105V105H103V109H106V110H108V111H115L114 110V108H112V107H115L116 105H119V108H125V109H128L129 107H130V104L128 105L127 103L128 102H130V98H136V96H135V93H129L128 94V92H127V89H128V85L126 84V87H124V88H121V89H119V90H117L116 88L114 89ZM134 86V87H135ZM170 86V85H169ZM173 86V85H172ZM178 86V85H177ZM197 87H198V85H196ZM208 86V85H207ZM214 86V85H213ZM212 85H211V87H213ZM230 86H231V84H230ZM235 86V85H234ZM244 86V85H243ZM260 86V85H259ZM4 86H2V88H3ZM11 87V86H10ZM16 87V86H15ZM20 87H22V86H20ZM19 87V88H20ZM26 87H28L27 85H26ZM54 87V86H53ZM55 87H57L56 85H55ZM65 87H67V86H65ZM65 87H63V88H65ZM133 87V86H132ZM158 87H160V86H158ZM193 87H195V86H193ZM205 87V86H204ZM217 87V86H216ZM232 87V86H231ZM255 88V86H252V88ZM258 87V86H257ZM24 88V87H23ZM43 88V87H42ZM58 88V87H57ZM67 88H70V86L69 87H67ZM72 88V87H71ZM73 88H75V87H73ZM98 88V87H97ZM101 88V87H100ZM145 88H146V86H145ZM153 88H155V87H153ZM152 88V89H153ZM161 88V87H160ZM214 88H215V86H214ZM219 88V87H218ZM222 88V87H221ZM244 88V87H243ZM246 88V87H245ZM244 88V89H245ZM248 88V87H247ZM9 89V88H8ZM7 89V90H8ZM13 89V88H12ZM26 89V88H25ZM39 89H41V87L39 88ZM47 89H48V87H47ZM52 89H54V88H52ZM60 89V88H59ZM59 89H58V91H59ZM139 89V88H138ZM156 89V88H155ZM159 89V88H158ZM188 89H190V88H188ZM217 89V88H216ZM224 89V88H223ZM251 89V88H250ZM15 90V89H14ZM18 90V89H17ZM21 90V89H20ZM34 90V89H33ZM44 90V89H43ZM55 90V89H54ZM53 90V91H54ZM65 90V89H64ZM68 90H70V89H68ZM73 90V89H72ZM71 90V91H72ZM133 90V89H132ZM146 90V89H145ZM245 90H247V89H245ZM263 90V89H262ZM24 91V90H23ZM39 91V90H38ZM37 91V94L39 93ZM56 91V90H55ZM63 91V90H62ZM66 91V90H65ZM75 91V90H74ZM73 91V92H74ZM79 91V90H78ZM95 91V90H94ZM143 91V90H142ZM162 90H160V92H161ZM251 91H252V89H251ZM255 91V90H254ZM260 91V90H259ZM264 91V90H263ZM1 92V91H0ZM5 91H3V93H4ZM42 92V91H41ZM44 92V91H43ZM42 92V93H43ZM47 92V91H46ZM45 92V93H46ZM68 92V91H67ZM72 92V93H73ZM88 92V91H87ZM92 92V91H91ZM139 92V91H138ZM245 92V91H244ZM23 93V92H22ZM51 93H53L52 91H51ZM55 93V92H54ZM71 93V94H72ZM75 93V92H74ZM90 93V92H89ZM92 93H96V92H92ZM117 93V92H116ZM142 93V92H141ZM144 93V92H143ZM145 93H147V90H146V92ZM150 93H151V91H150ZM154 93H156V92H154ZM246 93V92H245ZM256 93V92H255ZM37 94H35V95H37ZM41 94V93H40ZM57 94V93H56ZM68 94V93H67ZM76 94H78V93H76ZM103 94V93H102ZM252 94V93H251ZM10 95H13V94H10ZM34 95V96H35ZM46 95V94H45ZM57 95H60L59 93L57 94ZM75 95V94H74ZM114 95V94H113ZM116 95H118V94H116ZM151 95V94H150ZM159 95V94H158ZM168 95V94H167ZM244 95H247V94H244ZM9 96V95H8ZM14 96V95H13ZM12 96V97H13ZM33 96V95H32ZM39 96H41V95H39ZM80 97H81V95H79ZM92 96V95H91ZM107 96V95H106ZM126 96H128L129 98L128 99H125V97ZM144 96L145 95H143V98H144ZM148 96H149V94H148ZM161 96V95H160ZM165 96V95H164ZM252 96H253V94H252ZM1 97V96H0ZM6 97V96H5ZM4 97V98H5ZM11 97V98H12ZM20 97V96H19ZM18 97V98H19ZM31 97V96H30ZM49 97H51V95L49 96ZM49 97H47V98H49ZM60 97V96H59ZM64 97V96H63ZM85 97V96H84ZM115 97V96H114ZM114 97H112V98H114ZM117 97V96H116ZM115 97V98H116ZM3 98V95H2V97H1V99H3V101L5 100ZM10 98V99H11ZM32 98V97H31ZM36 98V97H35ZM39 98V97H38ZM41 98H43V97H41ZM45 98V97H44ZM43 98V99H44ZM81 98H83V97H81ZM164 98V97H163ZM29 99V98H28ZM33 99V98H32ZM61 99V98H60ZM64 99V98H63ZM62 99V100H63ZM80 99V98H79ZM101 99V98H100ZM137 99H140L139 97L137 98ZM155 99H156V97H155ZM158 99V98H157ZM14 100V99H13ZM47 100V99H46ZM49 100V99H48ZM67 100H69V99H67ZM83 100H84V98H83ZM86 100V99H85ZM109 100V99H108ZM112 100V102H114L113 101V99H111ZM111 100H109V101H111ZM2 101V102H3ZM41 101V100H40ZM45 101V100H44ZM121 101V102H120ZM139 101V100H138ZM149 101V100H148ZM148 101H147V103H148ZM0 102H1V100H0ZM14 102V101H13ZM16 102V101H15ZM30 102H34V101H30ZM46 102V101H45ZM49 101H47V103H48ZM108 102V101H107ZM258 102V101H257ZM3 103H5V102H3ZM11 103V102H10ZM18 103V102H17ZM22 103V102H21ZM53 103V102H52ZM98 103V102H97ZM106 103V102H105ZM244 103V102H243ZM7 104V103H6ZM5 104V105H6ZM11 104H14V103H11ZM44 104H46V103H44ZM58 104V103H57ZM245 104V103H244ZM262 104V103H261ZM15 105V104H14ZM22 105V104H21ZM27 105V104H26ZM35 105V104H34ZM47 105V104H46ZM256 105H258V104H256ZM12 106V105H11ZM69 106V105H68ZM88 106H90V105H88ZM14 107H16V106H14ZM95 107V106H94ZM218 107H219V105H218ZM96 108H98V107H96ZM95 108V109H96ZM119 108H118V111H119ZM159 108V107H158ZM257 108V107H256ZM3 109V108H2ZM58 109H60V108H58ZM66 109L68 110L69 108H67L66 107ZM93 109V108H92ZM103 109H101V111H99V110H96V111H99L100 113L103 111ZM218 109V108H217ZM221 109H223V108H221ZM261 109V108H260ZM6 110V109H5ZM4 110V111H5ZM85 110V109H84ZM189 110V109H188ZM246 110V109H245ZM263 110V109H262ZM1 111V110H0ZM231 112V111H233V110H228V112ZM73 112V111H72ZM89 112H91V111H89ZM88 112V113H89ZM94 112V111H93ZM99 112L97 113V116H98V114H99ZM105 110H104V114H105ZM108 113V112H107ZM215 113V112H214ZM219 113V112H218ZM224 113H226L225 111H224ZM252 113V112H251ZM254 113V112H253ZM83 114V113H82ZM96 114V113H95ZM101 114H103V113H101ZM181 114V113H180ZM220 114V113H219ZM228 114V113H227ZM231 114V113H230ZM229 114V115H230ZM233 114V113H232ZM238 114V113H237ZM240 114V113H239ZM255 114V113H254ZM106 115V114H105ZM235 115H236V113H235ZM253 115V114H252ZM257 115H258V113H257ZM256 115V116H257ZM264 115V114H263ZM99 116H100V114H99ZM215 116V115H214ZM223 116V115H222ZM233 116H234V114H233ZM238 116V115H237ZM249 116H251V114L249 115ZM107 117H108V115H107ZM236 117V116H235ZM234 117V118H235ZM239 118H241L240 116H238ZM242 117H245V116H242ZM100 118V117H99ZM234 118H232V119H234ZM237 118V117H236ZM235 118V120H237ZM238 118V120H240ZM2 119H3V117H2ZM98 119V118H97ZM193 119V118H192ZM223 119V118H222ZM231 119V118H230ZM242 120V119H241ZM241 120H240V122L239 121H236V122H232V123H220V124H222V125H220V124H216L215 126L214 125H210V126H208V127H199V128H195V129H192V130H186V131H184V132H182V133H180V134H178V133H176V132H174V133H171V135H168L167 137L168 138H170L168 141H166V143L163 145V146H161V147H159V148H157V147H153L152 149H150V150H148V151H150L151 152V154L150 153H145V154H143V155H145V156H147L146 158L148 159V156H150L149 158L150 159H148L147 161H145V162H142L141 164H139V165H137L136 163L134 164V165H132V166H136V167H133V168H131L132 166H129L130 168H126V170L125 171H120V170H116V171H110V170H106V171H100V170H98L99 172H97V170H96V168L95 169H93L92 171H90L89 173H90V175H93L92 177L90 176V177H86L87 179H89V180H86V181H83L82 180V177L83 176H80V175H75V171L77 170V169H81V168H85L86 166H84V165H80L79 163H76L74 166H67V165H65V163L63 162V163H61L62 165H60L59 163H60V161H58L56 158H54V159H52V158H48V159H43V160H41L40 161V163H38V162H36V163H38V165H37V167H35V166H32V167H30V169H16V167H14V165H12V167H10V165L12 164H8V163H6L5 165L3 164V167H0V183L1 184H6V183H9V184H13V185H15L16 187L17 186H25V185H27V184H48V183H63V184H68V183H66L67 181H73L74 182V184H77V183H79V184H81V185H83V186H86V185H96V184H101V182H102V184H104V183H106V182H111V181H116V182H120V181H126V179H129V180H132V178H136V177H138V178H150V179H155V180H157V179H161V180H168L166 183H164L163 181H161V180H158V182L157 183H155L154 184V182L155 181H153V186H156V187H159V188H164V189H162V191H164L165 190V192L166 193H163L164 195H168V196H170V198L172 197H175V198H177L178 196L180 197V199H178V201L173 205L172 204V208L174 207V208H178L179 209V213H177L176 215H175V217H174V219H173V221L176 223V224H178V225H180V226H182L183 228L185 227V226H188L189 225V223H191V225H192V228H189L191 231H193V230H202V234H203V236L202 235H200V238H198L199 239V241L200 242H204L205 243V247L208 249V248H210L211 250H212V252H214V253H218V252H221V253H223V255H225V256H230V253H232V254H236V255H238V253L240 252V249H241V247H243L244 246V242H242V243H238V241L241 239V237L242 236H244L245 237V234L244 233H242V229H244V228H236L234 231L235 232H233V229H234V226H232L233 224H234V222H233V224H232V222H231V219L229 218V217H227L226 215H230V214H226V213H223V212H220L219 210H217V209H214L213 211L212 210H210L209 209V207H208V205H209V203L210 202H212V200L213 199H215V198H213L212 196H213V192H215V190H216V187H215V190L212 192L211 191V188H212V184L214 185V180L213 181H209V182H207V181H204V180H200V179H197V178H199V177H197V178H194V179H191V178H193V177H195V174H194V172L193 171H189V170H191L192 168H195V169H197V168H199V167H209L211 170H212V168H214V167H217V168H219L220 169V167L222 166V167H226V166H230V167H234V166H238V167H245V166H254V165H257V164H259V163H262V165H263V163H264V140H263V137H264V133H261L259 136H258V138L260 139V140H262V141H258V140H255L251 135H249V133L247 132V130L245 129L246 127H248L249 125H253V126H256V127H258V128H261V129H264V122H260V121H258V120H252V121H243V122H241ZM186 121V120H185ZM133 128H135L134 126H132ZM136 129V128H135ZM134 130V129H133ZM230 130H232V131H237V132H239L240 133V135H238V134H236V133H233V132H228V131H230ZM126 131H128V130H126ZM125 131V132H126ZM131 131V130H130ZM120 133H124V132H120ZM211 133V135H209ZM129 134V133H128ZM127 134V135H128ZM130 134H131V132H130ZM133 134H135V133H132L131 135H133ZM126 134L124 135V136H126L125 138H122V139H120L119 141L120 142H125V141H129L130 139H131V136H127ZM186 135H188V136H186ZM134 136V135H133ZM233 136L235 137V139L233 138ZM228 138H231V140L230 139H228ZM232 138H233V140H232ZM240 138H243V140L245 139L246 141H248V143H250V141L253 139L255 142H256V147L254 146H250V144H245V145H241L243 142H241V139ZM132 139L133 140H135L136 142H138V143H141V144H145L146 143V141L143 139H141V140H138L137 138H133L132 137ZM132 139H131V141H132ZM160 139H162V138H159V137H157L156 138V140L157 141H161ZM244 140V141H245ZM130 141V142H131ZM233 141V142H232ZM47 141H44L43 143H46ZM49 142V141H48ZM130 142H127V143H125V148H124V150H126V149H128V150H126V152H129V150H134L135 149V147L133 148L132 146H128V143H130ZM41 143V142H40ZM131 143H133V142H131ZM130 143V144H131ZM182 143H184V144H186V145H188V144H190V143H192V145L191 146H187V147H183V146H186V145H184L183 144V146H182ZM32 143H30V144H27V145H29L30 147H34L35 145H31ZM33 144H37V143H33ZM42 144V143H41ZM58 144V143H57ZM70 144H72L73 145V143H70ZM244 144V143H243ZM27 145H25V146H27ZM61 145V144H60ZM22 146V145H21ZM20 146V147H21ZM28 146V147H29ZM62 146V145H61ZM71 146V145H70ZM146 146V145H145ZM67 147V146H66ZM148 147V146H147ZM21 148H24V147H21ZM40 148H42V147H40ZM72 148V147H71ZM77 148H78V146H77ZM119 148V147H118ZM146 148V147H145ZM10 149V148H9ZM12 149V148H11ZM25 149H27V148H25ZM58 149V148H57ZM66 150V149H65ZM64 150V151H65ZM81 150V149H80ZM118 150V149H117ZM11 151V150H10ZM10 151L7 149H5V148H0V152L2 153V152H6V153H10ZM31 151H33L32 149H31ZM48 151H49V149H48ZM48 151H45L44 150V152H47L48 153ZM58 151V150H57ZM59 151H61V150H59ZM63 151V150H62ZM130 151V152H131ZM14 152H19V151H14ZM39 152V151H38ZM43 152V153H44ZM51 152V151H50ZM12 153V152H11ZM46 153V155H50L51 153H48L47 154ZM57 152L55 151V152H53V155L54 154H56ZM123 153H125V152H123ZM144 153V152H143ZM21 154V153H20ZM32 154V153H31ZM79 154V153H78ZM108 154H109V152H108ZM127 154V153H126ZM125 154V155H126ZM138 154H139V152H138ZM33 155L34 156H32V157H30L31 159H33L34 158V161H35V159H36V156H35V154L33 153ZM52 155V154H51ZM51 155H50V157H51ZM52 155V156H53ZM61 155V154H60ZM172 155H174L173 157H168V158H166L167 156H172ZM12 156V155H11ZM40 156V155H39ZM104 156V155H103ZM144 156V157H145ZM47 157H49V156H47ZM140 157H142L141 155H140ZM143 157V158H144ZM19 158V157H18ZM25 158H29V156L27 157V155H26V157ZM30 158L29 159H27V160H30ZM37 158H39V157H37ZM43 158V157H42ZM131 158V157H130ZM146 158H144L143 160H145ZM2 159H4V158H2ZM19 159H21V158H19ZM39 159H41V158H39ZM65 159V158H64ZM132 159V158H131ZM134 159V158H133ZM132 159V160H133ZM141 159V158H140ZM50 160H52V162H49ZM97 160V159H96ZM104 160H105V158H104ZM104 160H101V161H104ZM126 160V159H125ZM137 160V159H136ZM135 160V161H136ZM139 160V159H138ZM142 160V161H143ZM3 161V160H2ZM7 161V160H6ZM8 161H11V160H8ZM13 161H15L17 164H20V163H22V160H13ZM213 161V162H212ZM42 162V163H41ZM74 162H77V161H74ZM108 162H111L110 160L108 161ZM212 162V163H211ZM14 163V162H13ZM97 163V162H96ZM118 163V162H117ZM123 163V162H122ZM34 164V163H33ZM64 164V165H63ZM83 164H85V163H83ZM108 164V163H107ZM133 164V163H132ZM27 165H29V163L27 164ZM32 165V164H31ZM35 165V164H34ZM97 165V164H96ZM122 165V164H121ZM130 165V164H129ZM1 166V165H0ZM7 166V168H5ZM252 166V167H253ZM259 166V165H258ZM264 166V165H263ZM29 167V166H28ZM128 167V166H127ZM256 167V166H255ZM99 168H101V167H99L98 166V169ZM264 168V167H263ZM5 169H12V171H10L9 170V172H7V170L5 171ZM86 169V168H85ZM92 169V168H91ZM206 169V168H205ZM255 169V168H254ZM2 170H4V171H2ZM102 170V169H101ZM194 170V169H193ZM204 170V169H203ZM211 170H210V172H211ZM257 170H258V168H257ZM209 171V170H208ZM206 172V173H209V172ZM216 171V170H215ZM215 171L214 170H212V174H213V176L215 175ZM102 172L104 173V174H102ZM196 172H198V170L196 171ZM203 173H205V172H203ZM210 174V173H209ZM220 175H222V174H220ZM198 176V175H197ZM223 176V175H222ZM188 177H190V179H186V178H188ZM213 178V177H212ZM212 178H211V180H212ZM221 177H219V178H217V179H220ZM213 179H215V177L213 178ZM222 179V178H221ZM139 180V179H138ZM217 181H219V180H217ZM225 181H227V180H225ZM3 182V183H2ZM4 182H6V183H4ZM82 182H86V183H82ZM215 182H216V180H215ZM72 184V183H71ZM101 184V185H102ZM191 184H200V186H197V190L196 189H194L193 191H190V192H192V193H190V195L188 196H186V197H181L182 196V194H184V189L186 188V187H189V186H191ZM168 185V186H167ZM211 185V186H210ZM62 186V185H61ZM168 188H167V187ZM34 187V186H33ZM196 187V186H195ZM151 188V187H150ZM149 188V189H150ZM190 188V187H189ZM193 188V187H192ZM213 188H214V186H213ZM212 188V189H213ZM36 189V188H35ZM188 190H190V189H188ZM154 191V190H153ZM244 191H245V189H244ZM263 192H264V189L262 190ZM201 193V192H203V193H201L200 194V196H199V198H195L194 197V195L195 196H198V195H196V193ZM198 193V194H199ZM216 193V192H215ZM249 193V192H248ZM264 194V193H263ZM216 196V195H215ZM211 197L213 198V199H211ZM218 198V197H217ZM260 199V198H259ZM242 200V199H241ZM240 200V201H241ZM217 201V200H216ZM244 201H245V199H244ZM257 201H259L260 202V200H257ZM106 203H108L106 200H105V202H103V203H101L100 205H104V208L102 209V211H104L103 213L102 212H100L99 210H98V217L99 216H101L102 218H108V216L109 215H105L106 214V211H108V207H109V203L108 204H106ZM111 203V202H110ZM221 203H223L222 202V199L220 200V201H218V204H221ZM192 205L193 206H195V208L193 209H191V210H188V212H190V213H194V214H196V215H193V216H186V215H184L185 213H187V212H184L185 210H187V209H190V207H192ZM112 207V206H111ZM94 208V207H93ZM112 210V209H111ZM169 209L167 208V206L166 205H160V204H158V205H156L155 206V208L153 209V210H150V211H152V213H154L156 216L157 215H159V219H164V215L166 214V212L168 211ZM149 211V210H148ZM209 211L211 212V213H209ZM109 212V211H108ZM107 212V213H108ZM145 212V211H144ZM184 212V213H183ZM233 212V211H232ZM105 213V214H104ZM111 213H112V211H111ZM110 212H109V214H111ZM149 214V213H148ZM154 214H153V217H155L154 216ZM221 217H223V218H229L228 220H229V223H231L230 224V226L228 225V224H225L224 225V227H225V229L223 228V226L221 225L222 224V220L220 219ZM100 218V217H99ZM232 218V217H231ZM142 220H144V218H142ZM191 220V221H190ZM107 225V224H106ZM115 225H116V223H115ZM92 226V225H91ZM108 226V225H107ZM158 225H155V226H153L154 228L155 227H157ZM85 225H80V226H75L74 228H70L69 230H68V233H72V232H70L71 230H76L75 232H73L74 234H72V235H75V234H77V235H79V230L81 229L82 231H81V234H84V233H82L86 228H88L89 229V227L87 226V227H85ZM93 227V226H92ZM95 227H97V228H95V229H92V230H90L89 232H94V233H96V232H98L99 234H101V237H98V236H94V240H97V239H99V240H97L95 243H96V245H100V244H102L103 243V241H102V239H103V236H104V232L103 231H107V228L106 227H103V225H98V224H95ZM229 228L230 229V231H228L227 230V228ZM260 227V226H259ZM258 227V228H259ZM108 228H110V227H108ZM195 228V229H194ZM166 229V228H165ZM181 229V228H180ZM164 230V229H163ZM211 230H213L215 233H216V235L218 236H215L214 238H213V236L211 237V238H213V239H210V240H212V241H209L208 240V238H210V235L208 236V234H209V232L211 231ZM223 231H228L227 232V234L226 233H224ZM256 231H258V229H256ZM186 233V234H190V232H189V230L188 229H186L185 230V228H184V230L182 229V230H179V235H182V233ZM90 233V234H91ZM93 233V234H94ZM89 234V233H88ZM132 235H133V233H131ZM161 234V233H160ZM176 234V233H175ZM71 235V234H70ZM84 235H86V234H84ZM147 235H149V233H147V234H145V237L143 236L142 238H146L147 237ZM213 235H215V234H213ZM235 235V236H234ZM87 236V235H86ZM85 236V237H86ZM90 237H91V235H89ZM88 236V237H89ZM196 236V235H195ZM87 237V238H88ZM199 237V236H198ZM232 237V238H231ZM236 238V239H233V238ZM83 238V237H82ZM108 238V237H107ZM89 239V238H88ZM179 239V238H178ZM181 239H182V237H181ZM85 240V239H84ZM92 240V239H91ZM127 240V239H126ZM185 240V239H184ZM236 240V241H235ZM88 241V240H87ZM149 241H151L152 243H161V244H164V245H166V246H174L175 248H176V246L180 243V240H174V239H170L169 237H162V236H159V235H157V234H150V236H149ZM264 241V240H263ZM121 242V241H120ZM229 242L231 243V244H229ZM262 242V241H261ZM92 243V242H91ZM117 243V242H116ZM253 243V242H252ZM251 243V244H252ZM190 244V243H189ZM191 245V244H190ZM232 245H234V247H230V246H232ZM155 246V245H154ZM181 246V245H180ZM192 246V245H191ZM236 246H239V248H236ZM247 246V245H246ZM126 247V246H125ZM250 247V246H249ZM153 248H155V247H152V249ZM230 248H233V251L230 249ZM174 249V248H173ZM209 249V250H210ZM228 249H230L232 252H230L229 254H228V252H227V250ZM243 249V248H242ZM154 250V249H153ZM157 250V249H156ZM158 250H160V249H158ZM210 250V251H211ZM224 250V252H222ZM156 252V251H155ZM209 252V251H208ZM144 253V252H143ZM214 253H212V254H214ZM76 254V253H75ZM89 255V254H88ZM231 256H234V258L235 259H237V258H239V256H235V255H231Z\"/></svg>",
	"mask_w": 264,
	"mask_h": 264
},
{
	"label": "water",
	"instance_id": "3",
	"mask_svg": "<svg viewBox=\"0 0 264 264\" xmlns=\"http://www.w3.org/2000/svg\"><path fill=\"white\" fill-rule=\"evenodd\" d=\"M228 132H233V133H236V134H238V135H240V133L239 132H237V131H232V130H230V131H228ZM100 154H102V152L100 153ZM213 162V161H212ZM211 162V163H212ZM90 171L88 170V169H85V168H81V169H77L76 171H75V175H80V176H83L82 177V180L83 181H86V180H89V179H87L86 177H92L93 175H90V173H89ZM90 175V176H89ZM94 177V176H93ZM24 242H25V240H24V238H20L19 240H18V242H17V247H16V249H15V256H19L20 255V253H22V251H20V246L21 245H23L24 244Z\"/></svg>",
	"mask_w": 264,
	"mask_h": 264
},
{
	"label": "flooded vegetation",
	"instance_id": "4",
	"mask_svg": "<svg viewBox=\"0 0 264 264\" xmlns=\"http://www.w3.org/2000/svg\"><path fill=\"white\" fill-rule=\"evenodd\" d=\"M20 251H22V250H20ZM19 257H20V258L23 257V251H22V253H20Z\"/></svg>",
	"mask_w": 264,
	"mask_h": 264
}]
</instances>
